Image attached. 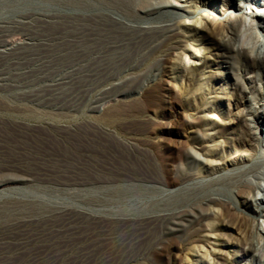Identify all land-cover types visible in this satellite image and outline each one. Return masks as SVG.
<instances>
[{"label":"rangeland","instance_id":"rangeland-1","mask_svg":"<svg viewBox=\"0 0 264 264\" xmlns=\"http://www.w3.org/2000/svg\"><path fill=\"white\" fill-rule=\"evenodd\" d=\"M63 1L67 5L62 0H0V138L6 140L0 144V170L17 169L18 175L30 179L22 184L27 194L54 203H9L0 210V264H264L263 259L247 255L248 246L237 229L219 226L214 217L204 221L213 229L201 233L211 240L195 244L187 240L190 232L164 237L161 221L145 224L146 232L138 241L133 236L135 227H124L123 220L111 221L113 213L124 217L126 203L138 198L124 194L128 188L125 175L177 181L172 193L146 195L143 190L148 196L143 202L159 199L167 207L190 206L214 189L230 192L235 180L223 175L243 166L211 174L206 162L217 165L248 150L247 126L236 120L235 113L247 104L248 97H261L264 81L254 77L256 71L238 74L234 70L236 75L232 74L221 56L223 51L211 47L213 41L201 44L189 39L206 32L195 35L182 26L188 37L182 35L180 49H171V44L163 41L150 57L137 59L134 70L124 74L121 60L119 66H111L113 72L122 67L119 79L91 88L90 71H72V50L64 44L70 42L69 37L59 39L71 28L70 16L82 13L71 10L69 0ZM220 1L214 0L221 6ZM178 3L209 14L213 21L208 27L217 33L225 17L220 11L199 0ZM50 10L53 13L45 17L38 14ZM58 10L67 16L59 15ZM29 16H33L32 22ZM169 17L160 13L149 20ZM176 20L193 24L198 16L184 13ZM10 37L22 44L6 54L2 51L4 40ZM259 41L253 35L249 44ZM209 47L203 64L201 56ZM245 87L251 92H244ZM40 89H52L60 96L45 97L51 101L46 106L18 98L23 90ZM77 90L80 97L70 96ZM256 156L260 160L261 155ZM185 171L199 174L195 190H183L190 185L182 184ZM260 171L264 172V165ZM208 182L211 184H203ZM255 195L262 198L264 191ZM76 205L93 208L104 217L87 218L75 210ZM235 209L231 211L237 212L234 220L243 213L264 227V219L253 216L244 206ZM156 243L162 248H154ZM205 248L217 250L219 255L210 256Z\"/></svg>","mask_w":264,"mask_h":264},{"label":"bare ground","instance_id":"bare-ground-1","mask_svg":"<svg viewBox=\"0 0 264 264\" xmlns=\"http://www.w3.org/2000/svg\"><path fill=\"white\" fill-rule=\"evenodd\" d=\"M178 1L179 0L67 1L70 4L69 7L71 10H80L82 12L77 14L74 13L75 15L70 16L71 20L68 21L70 22V24L68 25H70L71 28L69 29L68 27H66L67 24L66 26L64 25L65 29H68L67 31L65 30L66 33L63 36H61L60 34L59 37V39L63 41H66V39L69 37L68 41L71 42L70 43L66 41L64 44H67L72 50L71 57L72 55L74 57V61H71L72 71H76V73L78 74H81L86 70L90 71L92 75V79L90 81H92V83L90 82L88 86H90L91 88L97 85H108V82L110 83L111 81L119 79L122 73L120 71L122 67H117L119 68L118 72H113L112 70L114 68H111L112 65L119 66L120 62L124 61L125 74L136 68L137 64L135 63L137 62V59L150 57L157 48V45L163 41H167L169 44H171V49H180L183 46L182 42H184V40L181 39L182 35L185 38L188 37L181 31L182 26H185L187 28V32L195 33V35L200 32L207 33L200 35L201 37L198 36L199 38L196 36V38L189 37V39L194 41V43L198 42L201 44H203L202 41H213V43H211L213 44L211 47H215L218 51H223L221 56L225 58V63L228 64L227 69L232 68V74L236 75L234 70L237 71L238 74L245 71H256V76L254 77L259 79L260 81H264V0H221L220 2H223L221 6L215 3L214 0H199V2L204 6H208L214 11H220L225 16L222 23L220 24V28L218 29L217 33L215 32L213 27H208V25H212L211 22L213 21L212 17L209 14H207L205 11H191L188 6L180 5ZM62 2L64 3L65 1L62 0ZM254 7H258V10H254ZM229 10H231V12L228 13ZM61 12L62 11L60 10L57 13H59V15L63 14L64 16H67L66 13L64 14ZM50 13L53 12L51 10L41 11L38 14L41 15L40 17H45ZM160 13L170 14V17L164 21L149 20L152 16H156ZM184 13L196 14L198 16V20L193 24H187L183 23L182 21H177L176 19L183 16ZM59 15L57 14V16ZM31 20H33V16L30 17L29 21ZM253 35L259 37L260 41L259 44L253 42L250 46L249 39ZM13 37L5 39L4 45L2 44L4 47L2 51L6 54L13 53V50L17 48L18 45L22 44L20 41H17ZM51 41H55V39ZM188 48L189 47H185L187 51H190V49ZM207 50H210V47L206 48L203 53V57L201 56V58L204 59L203 64H205L207 60L204 55ZM198 51L200 52V50ZM252 53H255V56H253ZM191 55L195 58H200V55H198V53L191 52ZM87 61L90 62L89 66L86 64ZM67 67H69L68 64ZM177 72L180 73V70H177ZM237 81H239L238 78ZM243 91L247 93L251 92L246 87L243 89ZM261 93V97H248L247 100L249 101H247V104H244L242 106V109H239V113H235L237 118L236 120L243 121L244 125L246 124L247 126L246 135H243L247 136V139L245 141H247L249 151L247 150L245 151V153L243 152L242 155L234 159L223 160L222 163L220 162V164H217L220 166H217L216 163L214 164V161L206 162L209 166V170L207 172L211 174L213 172L218 173L219 171H226L228 170V167L240 165L243 166L235 172H227V174L223 175L230 178L229 180H235L232 183V188H230L229 190L230 192L225 193L221 189H214V191H211V193H208L198 199L197 202L195 201L190 206H186L187 208L185 206L169 207V205L171 204H169L167 207L166 205H164V203L162 205V202L160 203L159 199H156L152 202H143V200L148 197H146L147 193L158 195L172 193L171 190L179 184L177 181L165 180L166 182H162L157 180H150L140 176L125 175L124 185H127L128 188H126L127 190L124 194H126L128 198L130 197V199L134 196H138V198L130 201L131 203L129 204L126 203L127 205L124 206V217H116L117 214L113 213L114 216H112L111 221L123 220L124 227H135L136 230L134 231L133 235L136 236L135 240L143 238V235L146 232L145 224H152L154 222L161 221L163 223L162 234L164 237L172 233L190 232V234L187 233L189 234L187 240L190 244H195L198 242L205 243L206 241H209L210 238L208 236L202 235L201 233L210 229L207 225H205L204 221L211 217H214L218 219L217 224L219 226L238 230L244 244L248 246L245 247V249H247V255H253L260 261H262V259L264 260L263 225H260L256 218L243 213L238 215V217H241L242 220H240L241 218H237L234 220L233 215L237 212H235L234 214L231 213V211L233 212L232 209H237L241 205L248 209L253 216H259L260 218L264 219V196L260 198L255 195V193H257L258 191H264V172L260 171L262 165H264V88L261 90ZM80 94L81 93L79 92V90H77L74 93L72 92L70 96L80 97ZM58 95L59 94H57L52 89L30 91L23 90L19 92L18 98L20 97L23 100L28 101L34 105L46 106L51 101H47L45 97H56ZM5 141L6 140H4L3 138H0V144ZM257 153L261 155L260 160L256 159ZM211 154L216 155V153L214 152H211ZM246 163L251 164L249 166H245L244 164ZM11 168L9 167L0 170L1 211H3V208H5L9 203L20 204L28 202L38 205L52 204L50 200L42 198L41 196H30L29 194H27L25 188L22 187V184L27 183L30 179L18 175L16 172L17 169L13 170ZM185 172L183 173L184 177L182 180V184L189 185L190 183V185L185 187L183 190H195L197 184H200V181L195 182L198 179L196 176H199V174L197 175L196 172L190 171ZM203 184L209 185L211 184V182ZM143 190L144 193L147 192L145 193L146 195L143 193ZM153 205H157L158 208L152 209L151 207ZM182 207L185 208L182 209ZM75 210L79 214L85 215L87 218L89 217L92 219H97L101 218L102 216L104 217V215L95 213L94 209L90 207L80 205L77 206ZM110 212L109 214H111ZM141 212L147 213L137 215ZM197 225L199 226L198 230L195 229ZM212 229H210V231ZM134 243L135 242L133 240L131 245H133ZM155 245L156 246H154V248H162L161 246H159L161 245V243H156ZM151 246L153 247V245ZM200 249L201 248H199V250ZM202 249L204 248L202 247ZM208 250L207 254L213 253L215 256L219 255V251L217 250L213 249L209 250V252ZM192 251H194L195 253L198 252L197 249H193Z\"/></svg>","mask_w":264,"mask_h":264}]
</instances>
